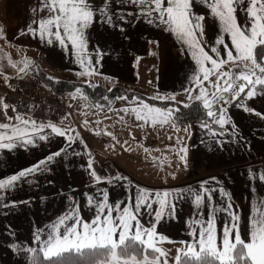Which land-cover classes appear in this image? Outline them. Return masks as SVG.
Returning a JSON list of instances; mask_svg holds the SVG:
<instances>
[{
    "label": "snow or ice",
    "instance_id": "6c2138e0",
    "mask_svg": "<svg viewBox=\"0 0 264 264\" xmlns=\"http://www.w3.org/2000/svg\"><path fill=\"white\" fill-rule=\"evenodd\" d=\"M122 2H130L134 9H138V18H143L149 26L156 25L162 32L175 38L181 46V54L190 59L188 74L178 87L185 94V109L190 108L193 102H198L203 109L207 119H201L199 127L206 130L209 141L214 140L217 145H222L225 141L218 137L229 134L226 125L231 126L232 140L229 142L236 140L239 133L229 115V106L233 102L236 108L261 116V113L249 108L244 100L256 97L258 93L264 94V0ZM109 4L110 0H102V6H96L93 0H40L39 7L42 11L46 10L47 14L38 23H29L26 31L22 30L20 35L38 37L42 45L58 48L68 57L69 63L77 66V77L103 75L100 71L103 67L102 59L108 53L98 42L90 49V27L94 24L97 12L103 22L110 27L119 28L121 32L124 27L117 24L116 20L127 22L122 9L117 10L114 19ZM196 5H202L206 10L198 11ZM238 10L245 14L242 23L238 22ZM127 15L136 16L137 13L131 11ZM0 38L7 42L6 36L0 34ZM148 42L157 45L160 43L155 38ZM149 54H152L151 50ZM3 59L15 69L14 74L31 72L32 62L27 58L13 62L10 56L4 54ZM136 59L139 60L140 57L137 56ZM226 65L229 66L227 71L224 67ZM2 67L0 64V68ZM36 72H39L38 67ZM0 75H4L7 84L8 75L3 71H0ZM105 79L112 77L105 76ZM85 84L89 89L96 88L89 80H85ZM108 91L111 92L112 89L109 88ZM178 94L176 91H158L152 99L175 100ZM68 95L73 100L79 95L85 102L84 107L103 109L106 106L109 111H112L115 101H126L127 104L119 111L126 115L134 114L137 121L145 123L164 125L171 122L173 126H177L181 119L177 107H158L146 103L135 94L130 98L127 93L114 97L105 94L101 99L107 102L106 105L93 99L80 86H75ZM0 106L5 109L9 107L2 98ZM261 118L264 119V116ZM15 120L16 124L0 125V129L4 130L0 131V150L15 151L21 148L27 151L39 142H51L55 137H62L63 144L35 163L0 178V207L30 203V199L7 200L5 193L25 183H33L35 176L49 172L50 165L62 154L65 159L69 155L86 156L87 171L93 184L104 182L115 185L124 181L125 188L135 187L134 203L111 201L107 190L102 191L99 199L85 193V202L94 211L90 218H84L78 207H69L54 222H49L46 228L36 227L32 233L31 245L10 242L9 248L14 253L23 249L28 258L26 264H169L168 252L158 245L171 243L172 240L160 234L158 226L163 223L166 215L169 219L173 218L175 205L180 199L188 198H191L197 212L205 203L208 212L206 218H195L188 224L191 230L187 235L192 239L190 242L179 241L181 245H186V251L184 248L176 249L175 264H264V199L259 204L255 201L252 203L245 226L242 210H234L238 206L233 205L229 191L225 190L215 176L200 181L198 188L175 187L153 193L147 187L133 185L127 176L119 172L115 175L98 174L81 134L70 122L65 124L64 118L59 124L51 120L38 123L31 116L24 118L22 114H17ZM99 123L97 120L96 124ZM88 124L85 120L82 126L88 129ZM213 124L218 125V131L211 127ZM88 130L101 133L99 127ZM185 132H188L187 127ZM188 134L191 135L190 132ZM103 135L112 136V133L104 131ZM112 139L115 140V136ZM77 142L83 146V153L72 147ZM177 142L180 144L177 149L179 159L186 165L188 145L183 144L180 137H177ZM124 143L127 144V141ZM130 150L125 148V151ZM144 151L148 152L149 149L145 148ZM252 173L253 170L250 169V176ZM259 179L264 181V172L260 173ZM217 191L221 199L227 197L226 205L218 206L214 203L213 194ZM68 199L75 203L73 197L69 196ZM220 211L230 220V223L224 224L222 236L219 235L216 219ZM145 212L153 214L147 225L143 222ZM196 225L199 226L198 232ZM196 245L199 246L198 251Z\"/></svg>",
    "mask_w": 264,
    "mask_h": 264
},
{
    "label": "crops",
    "instance_id": "0c3cea01",
    "mask_svg": "<svg viewBox=\"0 0 264 264\" xmlns=\"http://www.w3.org/2000/svg\"><path fill=\"white\" fill-rule=\"evenodd\" d=\"M39 4L40 0H5L0 19L3 24L4 36L7 37V43L19 47L18 51L13 52L17 54L19 52L24 58L30 60L32 62L31 69L33 68L35 71L37 67L40 70V67L34 63L46 55L48 46L45 48V45L40 43L38 37L20 35V33L22 30L26 31V26L29 23L33 21L38 23L39 19L47 14L46 10L42 11L40 9ZM196 10L203 12L206 9L202 5H196ZM237 16L238 22L242 23L245 14L238 10ZM137 40L135 43H138ZM177 45L180 46L179 43ZM162 46L164 55H162L161 61L159 60L155 64L154 85L156 91H176L179 94L175 100H152L179 103L180 99L178 98L179 96H183L184 93L178 86L185 80L191 61L181 54V46L179 48L181 54L179 58L175 55L172 48H166L168 43L162 44ZM128 49L131 52L134 51L131 59L132 62L128 66L127 64L123 66L122 62L125 59L121 57L119 61H114V63H111V67H108L107 58L103 57L102 63H105V68L107 66V70H111L112 73H108L105 69V72L101 71L103 75L99 76H103L104 78L105 76H110L116 81H129V79H133L132 83H134L137 79L134 71L138 62L136 57L139 56L140 59H147L149 56H152L154 58L155 54H153L152 51L154 50L150 48L148 42L142 52H139L138 45H131ZM149 50H151V55L149 54ZM14 58L16 57H11L13 62H15ZM43 61L48 60L43 59ZM66 61H64L65 65H63L58 60L56 68L60 71L75 74L77 66L75 64H72V67L66 66ZM117 62L119 63L117 64ZM0 70L5 71L8 75V81L12 78H23L26 76V74H14L15 69L8 65L7 60ZM126 71H128V77L125 75ZM126 77L127 79H125ZM122 90L124 93L141 96L135 89ZM6 91L7 84L4 81V83H0V98L3 99L4 103V93ZM128 97L130 98V96ZM244 103L249 108L254 109L255 112L261 113V116H264V94L258 93L256 97L244 100ZM66 107L68 110L67 101ZM16 115L17 113L13 111L11 105L7 109L0 106V125L16 124ZM69 115L70 112L68 110L66 117ZM229 115L236 124L239 135L234 142H229L232 140L230 136L231 126L226 125L225 128L228 129L229 134L218 137L225 141L222 145H217L214 140L209 141L206 130L201 129L198 123L177 125L178 127L187 126L188 132H185L184 129L185 133L183 135L180 133H164V125L158 126L159 124L151 125L158 127H154L155 130L152 131L133 129L130 140L132 142L143 141V144L137 147L138 151L131 150L129 153H137L138 155L136 156L139 157L140 161H133L130 157V163L127 160L124 161L120 156L125 157V154L117 149L118 153L116 156L118 158L114 160L116 163L115 174L119 172L127 176L133 182V185L138 184L141 187H147L153 193L156 190L164 191L175 187L192 186L193 188H198L200 181L215 176L223 184L225 190L229 191L233 205L238 206L234 210H242L244 223L247 226V219L252 203L255 201L259 204L260 200L264 199V181L259 179L260 173L264 172V119L261 116L255 115L254 112H244L242 109L236 108L235 102L229 106ZM66 117H63L65 124L68 123ZM61 119L55 123L59 124ZM131 124L133 127H136L134 120H129L128 125L131 126ZM138 125L142 126L137 122ZM211 127L217 129V131L219 130L218 125L213 124ZM0 131L4 130L0 129ZM177 137L182 138V143L188 145L186 165L185 162L179 159L177 149L180 147V144L177 142ZM62 144L63 138L55 137L51 142H39L37 146L30 147L27 151L21 148H17L15 151L0 150V178L35 163L51 151H55ZM72 147L83 153V146L79 145V142L73 144ZM87 148L91 155H93L88 145ZM145 148L149 149V151L145 152ZM69 152H71V149ZM94 154L98 158L103 156L98 152ZM161 164L162 167L172 164L170 168L168 167V174H177V177L174 176L171 182H165V178H162L163 172L159 169ZM250 169L253 170L251 176L249 174ZM146 175L152 177V180L146 178ZM156 177H160L157 178L159 181L153 180ZM161 178L163 180H160ZM48 181H51V183H48ZM103 190L109 192L111 201L119 200L122 203H134L135 187L125 188L124 181L118 182L115 185H108L104 182L93 184L91 176L87 171L86 156L81 155L80 157H76L69 155L65 159L62 154L50 165V171L43 175H36L33 183H25L10 192H6L7 200L25 201L30 199L31 202L28 204L21 203L14 207H0V264H26L28 258L25 256L23 249L18 253H14L9 248L10 242L18 243L19 245H31L32 233L35 228H46L49 222H54L55 218L67 211L69 207H78L84 218H90L94 215V211L90 210L86 204L84 194L89 193L96 199H99ZM213 195L216 205L227 204V197L221 199L218 191ZM69 196L74 198L75 203H72L68 199ZM207 212L208 207L206 203L201 205L199 212H197L191 202V198L180 199L175 205L173 218L169 219L166 215L163 218V223H160L158 226L160 234L168 236L172 242H164L158 246L163 247L166 252L174 255L177 254V248H184L186 251V245H181L179 241H191L192 238L187 235V232L191 230L188 228V224H191L195 218H206ZM152 215V213L145 212L143 222L146 225ZM186 218L188 219L186 220ZM216 219L219 235L222 236V228L225 223H230V220L223 211L218 212ZM195 227L198 232L199 226L196 225ZM196 250H199L198 245H196ZM169 264H175V262L169 261Z\"/></svg>",
    "mask_w": 264,
    "mask_h": 264
},
{
    "label": "rangeland",
    "instance_id": "374dc122",
    "mask_svg": "<svg viewBox=\"0 0 264 264\" xmlns=\"http://www.w3.org/2000/svg\"><path fill=\"white\" fill-rule=\"evenodd\" d=\"M4 2L5 0H0V19L3 13V7H4ZM94 4L96 6H102V0H93ZM166 3V0H164ZM194 2V0H193ZM110 11L114 14V19H115V14L117 13L118 9L123 10V14L126 16L127 22L125 21H120L116 20L117 24H120L124 27V31L121 32L119 28H114L110 27L107 25L103 20L99 17V14L97 12V17L94 21V24L90 27V35L92 37V40L90 41V49L95 46L98 42L99 46L103 49L106 50L108 54L104 55L105 58H107V65L108 67H111V63H114V61H119L121 57H124L125 61L122 62L123 66L127 64V66L132 62V56L133 52H131L130 49H128L129 46L131 45H138L139 47V52H142L143 49L146 47V43L150 39H158L160 41L159 45L155 43H149L150 48L154 51L153 54H155L154 58L152 56H149L147 59H139L136 68H135V75L137 77L136 81L132 83L133 79L127 80H113V79H105L103 76H94V77H77L75 74L72 73H67L66 71H60L56 68L57 66V61H61L63 65H65V60L66 61V66L72 67V63H69L68 57L66 55H63V53L60 52L58 48H51L47 47L45 45L44 47H47V52L44 57L38 61H36L34 64L39 65L40 70H39V76L38 80L43 81L45 83H42L40 85V93L41 95L44 96H55L53 95L54 93L46 87V83L49 82L51 77V80H62L71 83L74 87L75 86H80L82 89V85L87 86L85 84V80H89L90 83L95 84L96 88L94 91L95 94L97 93L98 89L103 88L106 91H108L109 88L111 89H135L136 92H138L141 96L147 97L149 99H152L157 93L156 87L154 85V76H155V64L162 59L163 54V46L162 44L168 43V46L166 48H172L173 52L175 55L179 58L180 52L179 48L180 46L177 45V41L175 38L171 37L168 33L162 32L156 25H151L149 26L143 18H138L139 10L134 9L133 5L129 3H123L122 0H110ZM131 11H136L137 15L136 16H128L127 13ZM3 24L1 23L0 20V34L4 36V29H3ZM127 37V39H125ZM136 39H138V43L136 42ZM135 43V44H134ZM104 44V45H102ZM70 47V46H69ZM19 47H16L13 44H8L5 39L0 38V64L6 63V59H3L4 54H7L8 56L16 57V61H22L24 59L23 55L18 52L13 51H18ZM13 55V56H12ZM48 60V61H43ZM155 59V60H154ZM156 61V62H155ZM161 61V60H160ZM119 62H117L118 64ZM103 64V63H102ZM33 65V66H35ZM22 66V65H20ZM55 66V67H54ZM106 66L105 68V63L103 64V67L100 69V71L105 72V69L108 73H112L111 70H107L108 68ZM122 67V66H121ZM225 71H227L229 66H224ZM121 69V68H120ZM234 70H239V69H234ZM3 71V70H0ZM114 72V71H113ZM5 75V71L3 72ZM23 75L24 73H20ZM28 77H30L31 74H26ZM125 75L128 77V71L125 72ZM127 77L125 79H127ZM0 83H4L5 78L4 75H0ZM72 88H66L62 89L61 92L59 93L68 103V110L70 112V115L67 118L68 123L70 122L73 127H75L76 131H78L81 134V137L85 140V143L89 146V148L92 151V154L98 158L94 153L98 152L102 154L103 156L98 158L101 161H111L115 164L114 160H117V149L120 150V152L125 154V157L120 156L124 161L127 160L130 163L129 157L133 161H140L139 157L136 156L138 155L137 153H129V151H125V148H129L131 150L138 151L137 147H140L143 144V141H135L132 142L131 131L133 129L135 130H146L147 131H152L155 130V128H158L157 126H151V125H156V124H151V123H145L144 121H137L135 118V115H126L124 112L119 111V109L126 105V101H115L114 104L112 105V111H109L108 108L105 106L103 109H97L94 107H84V101L81 100L79 95H77L76 99L73 100L69 95L68 92L72 91L74 89ZM88 87V86H87ZM91 93V94H94ZM90 94V95H91ZM128 94V93H127ZM132 94H128V96L131 97ZM243 95V94H242ZM93 99H95V96H91ZM180 102L177 104L183 105V102H186L185 99V94L183 96H179ZM96 100H100L101 103L107 104L106 101H103L101 97L96 98ZM144 100V99H143ZM145 101V100H144ZM148 103L147 101H145ZM164 103V107H168L169 105L175 104V102H169V101H164L161 102ZM199 104L198 102H193V104ZM71 105V107H69ZM84 113V114H82ZM123 117V119H121ZM27 118V117H24ZM87 120L89 122L88 124V129H95L99 127L101 129L100 134H96L93 131H90L86 129L85 127L82 126L83 121ZM99 120L100 123L99 125L96 124V121ZM129 120H134V123H136V127H133L128 125ZM137 122L140 123L142 126H137ZM142 123V124H141ZM186 125V124H183ZM160 126V124L158 125ZM187 126H173L171 122H168L164 124V133H169V134H184V129ZM107 131L112 133V136H115V140L112 139V136H106L103 135V132ZM130 137V138H129ZM127 141V144L124 142ZM135 146V147H134ZM134 147V148H133ZM116 149V150H115ZM130 150V151H131ZM121 153V154H122ZM120 154V153H119ZM135 156V157H134ZM108 157V158H106ZM172 166V164L165 165L162 167V164L160 165L159 169L163 172L162 178H165V182H171V179L176 176L177 174L171 175L168 174V169ZM169 167V168H168ZM155 169V168H153ZM158 169V168H156ZM165 173V174H164ZM170 175V177H169ZM155 176V175H154ZM146 178L152 180V177H149L146 175ZM156 177L153 178V180H158ZM160 180H163V179ZM168 259L171 262H175V256L176 254L168 253Z\"/></svg>",
    "mask_w": 264,
    "mask_h": 264
},
{
    "label": "built area",
    "instance_id": "2783aa9c",
    "mask_svg": "<svg viewBox=\"0 0 264 264\" xmlns=\"http://www.w3.org/2000/svg\"><path fill=\"white\" fill-rule=\"evenodd\" d=\"M40 82L36 73L28 77L12 78L7 83L4 93L5 103L11 105L17 114L23 117L31 116L36 121L51 120L56 122L68 115L66 100L62 96H44L40 94ZM94 168L98 174L114 175L116 166L111 161H101L94 155Z\"/></svg>",
    "mask_w": 264,
    "mask_h": 264
},
{
    "label": "trees",
    "instance_id": "16d2710c",
    "mask_svg": "<svg viewBox=\"0 0 264 264\" xmlns=\"http://www.w3.org/2000/svg\"><path fill=\"white\" fill-rule=\"evenodd\" d=\"M31 73H33V71H31ZM38 76H39V72H38ZM41 82L45 83L43 81H41ZM46 85H47L46 87L48 88V90L50 89L54 93L53 95H56V96H60L59 93L61 92L62 89H66L68 87L69 88L74 87L71 83L66 82V81L64 82L62 80H49V82H47ZM82 87L88 93L89 96H95V99L98 97H102L105 94L108 95L109 97H114L116 95L124 93V91L122 89H113L111 92H109L103 88H100V89H98L97 93L95 94L94 92H92L95 89H89L85 85H82ZM91 93H94V94H91ZM139 97H141L142 99H145L150 104H154V105L159 106V107H164V105H165L164 103H161V102L156 101V100L147 99V98L142 97V96H139ZM162 104H164V105H162ZM174 106L179 109V114L181 116V119L179 120L178 125L189 124V123H198L199 124V121L201 119H204V120L207 119L206 115L204 114L203 109H201L199 107V104L194 103L188 109H185L183 107V105H180L177 103H175ZM140 254H142V249L140 250Z\"/></svg>",
    "mask_w": 264,
    "mask_h": 264
}]
</instances>
